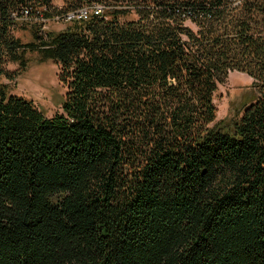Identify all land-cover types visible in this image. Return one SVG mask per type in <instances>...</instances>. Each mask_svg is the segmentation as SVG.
Masks as SVG:
<instances>
[{"label": "trees", "instance_id": "16d2710c", "mask_svg": "<svg viewBox=\"0 0 264 264\" xmlns=\"http://www.w3.org/2000/svg\"><path fill=\"white\" fill-rule=\"evenodd\" d=\"M29 52L66 94L0 86V264H264V0H0V78Z\"/></svg>", "mask_w": 264, "mask_h": 264}, {"label": "rangeland", "instance_id": "374dc122", "mask_svg": "<svg viewBox=\"0 0 264 264\" xmlns=\"http://www.w3.org/2000/svg\"><path fill=\"white\" fill-rule=\"evenodd\" d=\"M68 25L66 22L50 21L45 25L44 31L58 33ZM34 31L31 27L19 25L13 36L26 45L34 42ZM25 60L24 68L17 64L7 66L10 78H0V86L6 87L11 95L33 102L46 118L61 113L66 89L59 82V68L37 52L27 53ZM252 83V79L246 74L234 72L224 84L219 85L214 95L217 121H230L240 116L254 95Z\"/></svg>", "mask_w": 264, "mask_h": 264}, {"label": "built area", "instance_id": "2783aa9c", "mask_svg": "<svg viewBox=\"0 0 264 264\" xmlns=\"http://www.w3.org/2000/svg\"><path fill=\"white\" fill-rule=\"evenodd\" d=\"M73 18H74V16L71 15V16H69L68 20H72ZM78 18H79V19H80V18L87 19V13H86V12H82V13L79 15Z\"/></svg>", "mask_w": 264, "mask_h": 264}]
</instances>
